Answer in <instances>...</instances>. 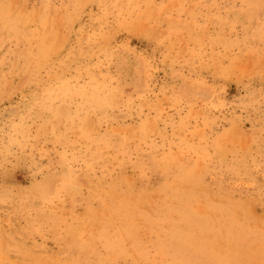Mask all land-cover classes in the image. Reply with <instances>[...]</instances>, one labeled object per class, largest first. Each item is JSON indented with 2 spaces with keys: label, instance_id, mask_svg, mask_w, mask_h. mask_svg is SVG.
I'll list each match as a JSON object with an SVG mask.
<instances>
[{
  "label": "rangeland",
  "instance_id": "rangeland-1",
  "mask_svg": "<svg viewBox=\"0 0 264 264\" xmlns=\"http://www.w3.org/2000/svg\"><path fill=\"white\" fill-rule=\"evenodd\" d=\"M0 264H264V0H0Z\"/></svg>",
  "mask_w": 264,
  "mask_h": 264
}]
</instances>
